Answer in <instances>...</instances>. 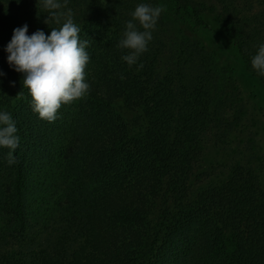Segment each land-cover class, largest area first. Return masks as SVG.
<instances>
[{"label": "trees", "instance_id": "obj_1", "mask_svg": "<svg viewBox=\"0 0 264 264\" xmlns=\"http://www.w3.org/2000/svg\"><path fill=\"white\" fill-rule=\"evenodd\" d=\"M140 3L167 10L138 70L116 45ZM68 7L89 41L90 89L48 122L32 111L4 48L25 23L29 35L60 25L45 23L37 0H0V110L20 137L14 164L0 148V264H264V178L254 169L236 167L197 203L185 193V204L168 207L165 198L181 188L174 169L196 162L215 127L227 129L238 113L241 72L264 87L251 67L264 42V0H69ZM212 33L228 38L240 66ZM122 107L140 112L143 125L129 123ZM54 162L62 170L53 207L41 214L32 186Z\"/></svg>", "mask_w": 264, "mask_h": 264}, {"label": "clouds", "instance_id": "obj_2", "mask_svg": "<svg viewBox=\"0 0 264 264\" xmlns=\"http://www.w3.org/2000/svg\"><path fill=\"white\" fill-rule=\"evenodd\" d=\"M68 3L69 0H37V5H41L47 14L45 23L49 25V21H53L60 26L50 27V34L39 29L29 35V25L25 23L13 30L12 38L4 48L9 67L23 76V87L31 96L32 111L48 122L57 119L62 105L84 98L90 89L85 79L90 60L86 51L89 41L80 38L81 29L74 21ZM166 10L163 4L153 7L140 3L131 12L132 18L126 22L116 45L118 49L127 50L121 60L130 68L133 65H137L138 70L143 68L138 61L148 51L158 20ZM251 67L258 76L264 77V42L259 43L256 54L251 57ZM3 75L6 74L0 71V76ZM17 133L11 114L0 110V148L9 150V165L15 163L13 153L20 144Z\"/></svg>", "mask_w": 264, "mask_h": 264}, {"label": "rangeland", "instance_id": "obj_3", "mask_svg": "<svg viewBox=\"0 0 264 264\" xmlns=\"http://www.w3.org/2000/svg\"><path fill=\"white\" fill-rule=\"evenodd\" d=\"M208 37H216L214 41L228 61L241 65L228 38L214 33L209 34ZM4 78L13 79L7 76ZM239 80L242 93H239L241 102L238 113L231 112L227 129L224 124L215 127L196 162L187 163L182 168L177 166L174 169L181 188L178 194L173 191L167 193L165 198H168V207H174L175 203L185 204V193L188 195L187 202L197 203L202 200L205 189L224 181L238 166L254 169L264 178V87L256 77L245 70L241 72ZM122 108L129 123L143 125L140 112L132 111L127 107ZM58 166L55 162L46 166L33 183L34 196H30V199L33 204L35 203L34 207H40L41 214L53 207L54 187L62 170ZM157 206L159 210L163 209L164 199L160 197Z\"/></svg>", "mask_w": 264, "mask_h": 264}]
</instances>
